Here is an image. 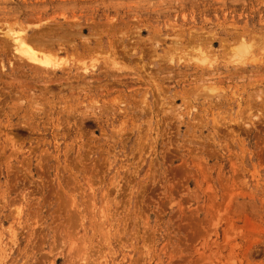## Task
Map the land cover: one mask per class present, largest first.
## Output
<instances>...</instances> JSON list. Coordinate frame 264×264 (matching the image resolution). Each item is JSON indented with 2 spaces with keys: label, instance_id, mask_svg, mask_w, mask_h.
<instances>
[{
  "label": "rangeland",
  "instance_id": "374dc122",
  "mask_svg": "<svg viewBox=\"0 0 264 264\" xmlns=\"http://www.w3.org/2000/svg\"><path fill=\"white\" fill-rule=\"evenodd\" d=\"M262 45L264 0H0V264H264Z\"/></svg>",
  "mask_w": 264,
  "mask_h": 264
},
{
  "label": "bare ground",
  "instance_id": "6f19581e",
  "mask_svg": "<svg viewBox=\"0 0 264 264\" xmlns=\"http://www.w3.org/2000/svg\"><path fill=\"white\" fill-rule=\"evenodd\" d=\"M75 26H79V25H76V24H75ZM73 27H74V25H73ZM19 29H20V28H19ZM105 29H106V28H105ZM22 31H23V30H22ZM35 31H37V30H35ZM35 31H34V32H35ZM18 32H20V30H19V31H12V30L10 29V30L7 32L8 35L6 34V36L8 37V36L10 35L9 37H11L10 39H12L11 41H12V43L14 44V47H13L14 50H15L19 55L23 56V58H25V59L27 60V62L30 61L31 63H33L34 65H36V67H41L42 69L45 68L46 71H47V70L50 71L52 68H53V69H57V68L59 69V67H60L64 62H65V64H66V61H67V60H65V58H64L66 55H65L63 58L58 57V55H54V56H53L51 53L54 54V52L50 50V49H51L50 47H49L50 52L47 51V50H45V51H44V50H41V49L35 47V46H37L36 43H37L38 40H33V42H34V41L36 42V43L34 42L35 44H32L33 42L29 43V42L25 39V37H23L22 35H20ZM32 32H33V31H32ZM53 33H56V32H53ZM62 33H65V32H62ZM62 33H61V34H62ZM120 33H122V32H120ZM203 33H204V31H203ZM205 33H206V32H205ZM44 34H47V33H44ZM61 34H59V37H60ZM65 34H66V33H65ZM67 34H68V33H67ZM75 34H76V33H75ZM79 34H81V33H78V35H79ZM123 34H124V33H123ZM50 35H51V34H50ZM62 35H63V34H62ZM68 35H69V34H68ZM72 35H73V34H72ZM100 35H101V34H100ZM254 35H256V34H254ZM254 35H253V36H254ZM80 36H81V35H80ZM84 36H85V35H84ZM89 36H90V35H89ZM97 36H98V35H97ZM128 36H129V35H128ZM135 36H136V35H135ZM137 36H138V35H137ZM152 36H153V35H152ZM209 36H210V35H209ZM212 36H213V35H212ZM239 36L241 37L240 34H239ZM256 36H258V35H256ZM86 37H87V36H86ZM90 37H91V36H90ZM117 37H118V36H117ZM138 37H139V36H138ZM170 37H171V36H170ZM240 37H239V38H240ZM254 37H255V36H254ZM82 38H83V37H82ZM92 38H93V36H92ZM97 38H98V37H97ZM154 38H155V37H154ZM171 38H172V37H171ZM222 38H223V37H222ZM234 38H235V37H234ZM236 38L238 39V41L241 40V39H239L238 37H236ZM251 38H252V37H251ZM30 39H31V38H29V40H30ZM65 39H67V38H65ZM83 39H84V38H83ZM93 39H94V38H93ZM209 39H210V38H209ZM68 40H69V39H68ZM120 40H121V38H120ZM128 40H129V39H128ZM128 40H127V41H128ZM251 40H254V38L251 39ZM258 40H259V39H258ZM129 41H131V40H129ZM191 41H192V40H191ZM201 41H202V40H201ZM203 41H204V39H203ZM221 41H222V40H221ZM223 41H224V40H223ZM38 42H39V41H38ZM69 42L71 43L70 40H69ZM73 42H74V41H73ZM118 42H119V41H118ZM189 42H190V41H189ZM235 42H236V41H235ZM55 43H57V41H56ZM198 43H199V41H198ZM198 43H197V44H198ZM230 43H232V42L230 41ZM237 43H238V42H237ZM39 44H40V43H39ZM39 44H38V45H39ZM67 44H68V43H67ZM96 44H98V43L96 42L95 45H96ZM127 44H128V43H127ZM132 44H133V43H132ZM151 44H152V43H151ZM175 44H176V43H175ZM221 44H222V43H221ZM221 44H220V47L223 46V45H221ZM223 44H224V43H223ZM234 44H235V45H234ZM56 45L59 46L58 44H56ZM86 45H87V44H86ZM186 45H187V44H186ZM188 45H189V44H188ZM194 45H196V44H193V46H194ZM233 45H234V47H233L232 52H233L234 50H236L237 53H239V54H238V56H239V55H242V54H244V53H245V54L248 53V51H249V47H250L252 44L250 45V43H249V45H250V46H249L245 41L242 42V40H241V41H240V44H237V45H239V46H236V43H233ZM46 46H47V45H46ZM48 46H50V45H48ZM57 46H56V47H57ZM60 46H61V45H60ZM87 46H88V45H87ZM118 46H119V45H118ZM127 46H128V45H127ZM228 46H229V45H228ZM228 46H227V47H228ZM263 46H264V45H262V47H263ZM39 47H40V46H39ZM61 47H62V46H61ZM132 47H133V46H132ZM187 47H188V46H187ZM209 47H210V46H209ZM209 47H207V48L210 50L211 47H210V48H209ZM229 47L231 48L232 45L229 46ZM235 47H237V48L234 49ZM253 47H254V45H253ZM260 47H261V46H260ZM40 48H42V45H41ZM47 48H48V47H47ZM89 48H90V47H89ZM128 48H129V47H128ZM143 48H144V47H143ZM145 48H147V47H145ZM151 48H152V47H151ZM221 48H222V47H221ZM57 49H59V47H57ZM63 49H64V48H63ZM100 49H101V48H100ZM152 49H154V48H152ZM250 49H251V47H250ZM89 50H90V49H89ZM101 50H102V49H101ZM128 50H129V49H128ZM146 50H147V49H146ZM150 50H151V49H150ZM203 50H204V49H203ZM226 50H227V48H226ZM64 51H65V49H64ZM102 51H103V50H102ZM154 51H155V50H154ZM196 51H197V50H196ZM206 51H207V50H206ZM259 51H260V50H259ZM261 51H262V50H261ZM87 52H88V51H87ZM99 52H100V51H99ZM121 52H122V51H121ZM198 52H199V51H198ZM207 52H208V51H207ZM211 52H212V51H211ZM229 52L231 53V51H229ZM229 52H228V53H229ZM241 52H242V53H241ZM250 52H251V51H250ZM89 53H90V51H89ZM96 53H97V52H96ZM96 53H95V54H96ZM114 53H115V52H114ZM146 53H147V51H146ZM149 53H152V52L150 51ZM154 53H155V52H154ZM168 53H169V52H168ZM168 53H167V54H168ZM199 53H200V52H199ZM202 53H203V52H202ZM205 53H206V52H205ZM230 53H229V54H230ZM240 53H241V54H240ZM251 53H252V52H251ZM79 54H81V53H79ZM98 54H99V53H98ZM102 54H103V53H102ZM110 54H111V53H110ZM123 54H124V53H123ZM127 54H128V53H127ZM157 54H158V53H157ZM181 54H182V53H181ZM190 54H191V53H190ZM203 54H204V53H203ZM203 54H201V55H203ZM209 54H210V53H209ZM229 54H228L227 57H229ZM144 55H145V54H144ZM149 55H150V54H149ZM149 55H147V56H149ZM165 55H166V53H165ZM191 55H192V54H191ZM197 55H198V54H197ZM201 55H200V57H201ZM231 55H234V54H231ZM258 55H259V54H258ZM258 55H257V56H258ZM15 56H16V55H15ZM56 56H57V57H56ZM78 56H79V55H78ZM141 56H142V55H141ZM151 56H152V55H151ZM153 56H154V55H153ZM198 56H199V55H198ZM203 56H204V55H203ZM235 56H237V55H235ZM80 57H81V56H80ZM139 57H140V56H139ZM212 57H213V56H212ZM227 57H226V58H227ZM94 58H95V57H94ZM101 58H102V57H101ZM141 58H142V57H141ZM151 58H152V57H151ZM156 58H157V57H156ZM169 58H170V57H169ZM203 58H204V59H203ZM203 58H201L202 61L200 60V62H202V63L206 60L207 57L204 56ZM237 58H238V57H237ZM252 58H253V60H254V57H252ZM102 59H103V58H102ZM106 59H108V58H106ZM157 59H158V58H157ZM190 59H191V58H190ZM194 59H195V58H194ZM197 59H198V57H197ZM197 59H196V61H197ZM208 59H209V58H207L206 62L209 63V64H207V63H206V64H207V65H210V62H208V61H210V60H208ZM227 59H228V58H227ZM227 59H225V60H227ZM82 60H83V59H82ZM93 60H95V59H93ZM139 60H140V59H139ZM180 60H181V58H180ZM211 60H213V59H211ZM231 60H232V59H231ZM236 60H237V59H236ZM243 60H244V59H243ZM253 60L251 59V60H249V62L251 63ZM77 61H78V59H77ZM79 61H81V60H79ZM108 61L110 62V60H108ZM169 61H171V59H170ZM191 61H192V59H191ZM196 61L194 60V63H195ZM198 61H199V59H198ZM233 61H235V60H233ZM233 61H232V64H233ZM241 61H242V60H241ZM254 61H255V60H254ZM93 62H94V61H93ZM95 62H96V61H95ZM139 62H140V61H139ZM235 62H237V61H235ZM238 62H239V61H238ZM245 62H247V60H246ZM28 63H29V62H28ZM81 63L83 64L82 61H81L80 63H78V64L81 65ZM114 63H115V62H114ZM191 63H192V62H191ZM204 63H205V62H204ZM211 63H212V62H211ZM239 63L243 64V62H239ZM90 64H91V63H90ZM90 64H89V65H90ZM102 64H103V63H102ZM185 64H186V62H185ZM222 64H225V63H222ZM229 64H231V62H230ZM234 64H235V63H234ZM241 64H239V65L242 66ZM34 65H33V66H34ZM71 65H72V64H71ZM74 65H75V64H74ZM76 65H77V64H76ZM76 65H75V66H76ZM79 65H78V67H80ZM89 65H88V66H89ZM103 65H104V64H103ZM112 65L114 66V64H112ZM69 66H70V65H69ZM84 66H85V64H84ZM84 66L81 67V68L84 69V68H85ZM91 66H93V65H91ZM202 66H204V65H202ZM30 67H31V66H30ZM46 67H49L50 70H49L48 68H46ZM81 68H79V70H80ZM91 68H92V67H91ZM106 68H107V67H106ZM206 68H207V67H206ZM209 68H210V67H209ZM240 68H241V67H239V69H240ZM62 69L65 70V68H63V67H62ZM69 69H70V67H69ZM77 69H78V68H77ZM100 69H101V68H100ZM260 69H261V68H260ZM34 70H36V69L34 68ZM66 70L68 71V67H67ZM74 70H75V69H74ZM79 70H78V71H79ZM84 70H86V68H85ZM178 70H179V69H178ZM237 70H238V69H237ZM43 71H44V70H43ZM107 71H108V70H107ZM166 71H167V70H166ZM240 71H241V70H239V72H235V73L240 74V73H241ZM256 71H257V70H256ZM259 71H260V70H259ZM38 72H39V71H38ZM38 72H37V73H38ZM76 72H77V71H76ZM182 72H183V73H186L187 71H186V72H185V71H182ZM207 72H208V71H207ZM210 72H213V71H209L208 74H210ZM225 72H226V71H225ZM244 72H245V71H244ZM250 72H251V71H250ZM250 72H249V73H250ZM83 73H85V72H83ZM217 73H218V72L216 71V75H217ZM229 73H230V72H229ZM242 73H243V72H242ZM252 73H254V72H252ZM255 73L257 74V72H255ZM263 73H264V72H263ZM67 74H68V73H67ZM90 74H91V73H90ZM171 74H172V72H171ZM176 74H177V73H176ZM223 74H225V73H222L221 75H223ZM230 74H232V73H230ZM30 75H31V74H30ZM48 75H49V74H48ZM48 75H47V76H48ZM177 75H178V74H177ZM196 75H197V73H196ZM40 76H41V74H40ZM49 76H50V75H49ZM119 76H120V75H119ZM203 76H204V75H203ZM255 76H256V75H255ZM255 76H254V78H255ZM257 76H258V74H257ZM94 77H95V76H94ZM205 77H206V76H204L203 78H205ZM260 77H261V74H260ZM39 78H40V77H39ZM39 78H38V79H39ZM95 78L98 79V77H95ZM99 78H100V77H99ZM101 78H102V77H101ZM166 78H167V77H166ZM233 78H234V77H233ZM238 78H239V77H238ZM249 78L251 79V77H248L247 79H249ZM254 78H253V79H254ZM256 78H258V77H256ZM256 78H255V79H256ZM261 78H263V77H261ZM61 79H62V78H61ZM68 79H69V78H68ZM86 79H87V78H85V80H86ZM92 79H93V78H92ZM92 79H90V80H92ZM198 79H199V78H198ZM236 79H237V78H236ZM241 79H242V78H241ZM247 79H246V80H247ZM255 79H254V80H255ZM46 80H47V79H46ZM52 80H53V79H52ZM52 80H51V81H52ZM57 80H58V79H57ZM59 80H60V79H59ZM70 80H71V79H70ZM87 80H88V79H87ZM196 80H197V79H196ZM206 80H207L206 78H205L204 80L202 79V81H206ZM43 81H44V80H43ZM51 81L48 80L47 83H48V82L50 83ZM67 81H68V80H67ZM82 81H83V80H82ZM208 81H209V80H208ZM211 81H212V80H211ZM257 81H258V80H257ZM257 81H256V82H257ZM36 82H37V81H36ZM53 82H54V81H53ZM55 82H56V81H55ZM84 82L86 83V81H84ZM184 82H185V81H184ZM189 82H190V81H189ZM261 82H262V81H261ZM43 83H46V82L44 81ZM73 83L76 84L77 82H73ZM108 83H110V82H108ZM113 83H114V82H113ZM182 83H183V82H182ZM246 83H247V82H246ZM69 84L71 85V83H69ZM80 84H81V83H80ZM80 84H79V85H80ZM248 84H251V83L248 82ZM248 84H247V85H248ZM44 85H45V84H44ZM55 85H56V84H55ZM55 85H54V86H55ZM70 85H68V86L70 87ZM76 85H77V84H76ZM79 85H77V86H79ZM82 85H83V84H82ZM210 85H211V84H210ZM237 85H238V84H237ZM237 85H236V86H237ZM240 85H241V84H240ZM32 86H33V85H32ZM37 86H38V85H37ZM77 86H76V87H77ZM97 86H98V85H97ZM204 86H206V85H204ZM204 86L202 85V87H201V86H199V87H201L203 91H204V88H205L206 91L209 89L210 91H209V90H208V91L210 92V94H211V91L213 92L214 88H215V90H216V89H219V87H218V88H217V87H214V84L211 85V86H213L214 88L211 87V86H209V84H208L209 87H207V86L204 87ZM226 86H228V84H227ZM190 87H191V88H190ZM190 87H188V89L190 88V91H191V89H192L191 92H194V91H195L194 89H196V88H193L192 86H190ZM197 87H198V85H197ZM228 87H229V86H228ZM241 87H242V86H241ZM79 88H80V86H79ZM154 88H155V87H154ZM201 88H200V89H201ZM207 88H208V89H207ZM210 88H211V89H210ZM258 88H259V87H258ZM39 89H40V88H39ZM69 89H70V88H69ZM185 89H186V88H185ZM212 89H213V90H212ZM220 89H221V88H220ZM220 89H219V90H220ZM224 89H225V88H224ZM233 89H234V87H233ZM233 89H232V90H233ZM243 89H244V88H243ZM262 89H263V88H262ZM80 90H81V89H80ZM193 90H194V91H193ZM221 90H223V89H221ZM244 90H245V89H244ZM47 91H48V90H47ZM69 91H70V90H69ZM186 91H189V90L186 89ZM190 91H189V92H190ZM206 91L203 92V93H207ZM251 91H252V90H251ZM258 91H259V89H258ZM258 91H257V92H258ZM262 91H263V90H261V92H259V93L261 94ZM70 92H71V91H70ZM98 92H99V91H98ZM173 92H174V91H173ZM173 92H172V93H173ZM184 92H185V90H184ZM198 92H201V91H198ZM209 92H208V93H209ZM221 92H222V91H221ZM253 92H254V91H253ZM255 92H256V91H255ZM50 93H51V91H50ZM196 93H197V92H196ZM250 93H251V92H250ZM259 93H258V94H259ZM187 94H188V93H187ZM214 94H216V93H214ZM219 94H221V93H219ZM246 94H247V93H246ZM253 94H254V93H252V95H253ZM256 94H257V93H256ZM256 94H255V95H256ZM184 95H185V94H184ZM194 95H195V92H194ZM196 95H197V94H196ZM200 95H201V93H200ZM200 95H199V96H200ZM216 95H217V94H216ZM231 95L233 96V94H231ZM31 96H32V95H31ZM256 96H258V95H256ZM32 97H33V96H32ZM186 97H187V96H186ZM205 97H207V96H205ZM216 97H217V96H216ZM258 97H259V96H258ZM258 97H257V98H258ZM202 98H203V97H202ZM248 99H249V98H248ZM50 100H51V99H50ZM216 100H217V99H216ZM88 101H89V100H88ZM92 101H93V100H92ZM109 101H110V100H109ZM113 101H114V100H113ZM144 102H145V101H144ZM216 102H217V101H216ZM226 102H227V101H226ZM51 103H52V102H51ZM186 103H187V102H186ZM189 103H190V102H189ZM251 103H253V102H251ZM208 104H209V103H208ZM211 104H213V103H211ZM211 104H210V105H211ZM37 105H38V104H37ZM70 105H71V104H70ZM89 105H90V103H89ZM94 105H95V104H94ZM251 105H253V104H251ZM261 105H262V104H261ZM66 106H67V104H66ZM91 106H92V105H91ZM39 107H40V106H39ZM242 107H243V106H242ZM251 107L253 108V106H251ZM256 107H257V106H256ZM263 107H264V105H263ZM73 109H74V108H73ZM77 109H78V108H77ZM77 109H76V110H77ZM94 109H95V107H94ZM218 109H219V108H218ZM225 109H226V108H225ZM230 109H231V108H230ZM260 110L262 111L263 109H261V107H260ZM78 111H79V110H78ZM261 111H260V112H261ZM224 112H225V111H224ZM258 112H259V111H258ZM123 120H124V119H123ZM241 120H242V119H241ZM18 213H19V212H18ZM18 213H17V214H18Z\"/></svg>",
  "mask_w": 264,
  "mask_h": 264
}]
</instances>
